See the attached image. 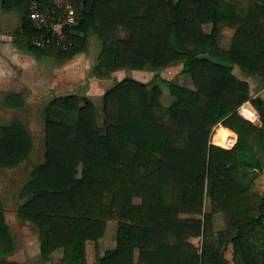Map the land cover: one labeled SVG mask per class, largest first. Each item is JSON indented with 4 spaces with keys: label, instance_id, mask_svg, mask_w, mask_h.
I'll use <instances>...</instances> for the list:
<instances>
[{
    "label": "trees",
    "instance_id": "16d2710c",
    "mask_svg": "<svg viewBox=\"0 0 264 264\" xmlns=\"http://www.w3.org/2000/svg\"><path fill=\"white\" fill-rule=\"evenodd\" d=\"M39 1L44 13L63 14L55 0ZM66 1L77 23L66 26L71 45L61 49L34 44L30 0H0L21 14L14 43L63 63L95 34L93 75L183 61L193 87L169 80L173 99L164 105L160 85L126 76L103 94V123L85 93H54L44 160L17 209L36 226L41 259L63 248L58 264H264V192L252 189L264 170V105L233 72L239 65L264 81V0ZM225 27L234 30L226 49ZM3 100L25 103L16 93ZM30 148L22 120L0 123V168L18 165ZM216 213L224 230H214ZM108 220H117L113 248L104 246ZM14 250L0 199V264H19L5 258Z\"/></svg>",
    "mask_w": 264,
    "mask_h": 264
},
{
    "label": "rangeland",
    "instance_id": "374dc122",
    "mask_svg": "<svg viewBox=\"0 0 264 264\" xmlns=\"http://www.w3.org/2000/svg\"><path fill=\"white\" fill-rule=\"evenodd\" d=\"M55 1L57 4L62 5L68 3L66 0ZM20 19L21 14L17 9H3L0 6V27L6 29L8 34L16 32V29L20 26ZM207 28H209V25ZM125 33L121 31L119 34L124 36ZM229 42L227 32H221L219 36L220 46L226 49L229 46ZM5 49L8 57L14 54L13 45ZM21 49L24 50L23 52H27L26 49ZM100 50L99 37L91 34L88 38L86 50L77 53L71 59L59 63L54 56L43 54L37 57L32 53L29 56L30 58H27L30 59L29 64L24 62L27 75L20 71L16 76H9L7 82L3 84L0 82V122L8 124L14 119L26 121V128L28 132L30 131L29 133H31L34 143V150L31 154H27L15 168L6 169L8 171L1 168L0 195L6 207L14 208L15 205L25 200L21 194H19L17 200V191L26 183L33 167L44 160L45 107L55 96L54 93L76 92L80 95L85 93L95 102L97 120L103 123V94L106 89L113 85L114 80L130 76L149 82L150 86L158 84L162 88L161 101L164 105L170 104L173 99L168 87L169 80L186 87H193L190 74L183 70V61L176 62L157 71L124 68L118 73L114 72L109 78H99L93 75L92 67L97 62ZM7 63L6 65H8ZM25 80L30 84L25 82ZM11 93L22 96L25 104L21 107L8 106L3 99ZM253 170L256 171L255 168ZM252 189L260 194L264 192V170L255 177ZM135 201H138V199H135ZM205 207L206 210H209L208 197L205 201ZM213 225L215 231L226 228L225 218L222 213L214 214ZM116 230L117 220L107 221L104 234L105 248L111 246L116 240ZM40 257L35 250L30 252L21 250L13 256L14 260L19 264H58L56 256H50L48 261H43Z\"/></svg>",
    "mask_w": 264,
    "mask_h": 264
},
{
    "label": "crops",
    "instance_id": "0c3cea01",
    "mask_svg": "<svg viewBox=\"0 0 264 264\" xmlns=\"http://www.w3.org/2000/svg\"><path fill=\"white\" fill-rule=\"evenodd\" d=\"M16 31H19V27L16 29ZM226 32L229 36V41H231V37L233 35L234 30L232 28L225 27V28H223L222 33H226ZM229 44H230V42H229ZM11 45H13V47H14V54H12L11 56L8 57L5 53V50H6L5 48L8 46H11ZM23 51L24 50H22L20 47L15 45V43L12 39V34H8L6 32V29H3L0 27V53H1V55H0V82L2 84L4 82H7V78L9 76H16L17 73L20 71H22L24 73V75H27V70H26V67H24V62H27V64H29L30 59H27V58H30L29 56L32 53L28 50L26 53ZM7 61H8V63H7ZM5 62L8 65H6ZM118 72H120V70L116 71V73H118ZM233 72L240 79L246 80L249 83L251 96L253 98H257V99L261 100L263 105H264V81L259 76L254 75V74H250L247 71L243 70L239 65L233 66ZM25 82L30 84L26 80H25ZM11 121H10V123H11ZM45 121H46V119H45ZM24 124H27V122L25 121ZM29 134L31 136V133H29ZM44 148H45V137H44ZM33 150H34V143H33V138L31 136V148H30L28 155H30ZM16 166H14L12 168H7V169H13ZM4 170H6V169H4ZM4 170H2V171H4ZM0 171H1V168H0ZM6 171H8V170H6ZM30 174H31V172H30ZM30 174H29V178H30ZM29 178H28V180H29ZM24 185L25 184H23L22 187ZM22 187L19 188V190L17 191V197H16L17 200H18L19 194L21 193ZM0 199L2 200L6 220L10 226V231H11L12 237L14 239V243H15V250H14L13 254L5 256V258H7L9 260H14L13 256H15V253H17L18 251H21V250H24L27 252H30L31 250L32 251L35 250L37 252V254H39V257H40V239H39V234L37 232L35 224L28 221V220L21 219L18 216L17 209L21 203H19L18 205H15L14 208H11V207L8 208L5 206L4 200L1 197V195H0ZM17 200H16V202H17ZM8 209H10V210H8ZM108 221H110V220H108ZM115 245H116V240L112 243L111 246H107L106 248H113V247H115ZM58 253H59V255H58ZM62 255H63V248H58L54 252H52V254L50 256H56V258H58L57 260H59V258H61Z\"/></svg>",
    "mask_w": 264,
    "mask_h": 264
},
{
    "label": "built area",
    "instance_id": "2783aa9c",
    "mask_svg": "<svg viewBox=\"0 0 264 264\" xmlns=\"http://www.w3.org/2000/svg\"><path fill=\"white\" fill-rule=\"evenodd\" d=\"M57 5L59 7L64 6L63 14L60 16H56L55 12L52 14L44 13L40 8L39 0H30L29 14L36 26V34L33 39L36 46L42 47L56 43L61 49H66L71 45L65 28L77 23L75 9L70 3Z\"/></svg>",
    "mask_w": 264,
    "mask_h": 264
},
{
    "label": "water",
    "instance_id": "95a60500",
    "mask_svg": "<svg viewBox=\"0 0 264 264\" xmlns=\"http://www.w3.org/2000/svg\"><path fill=\"white\" fill-rule=\"evenodd\" d=\"M97 78V77H96ZM114 81H116V80H114ZM70 93H72V92H65V93H55V95H57V96H61V95H66V94H70Z\"/></svg>",
    "mask_w": 264,
    "mask_h": 264
}]
</instances>
